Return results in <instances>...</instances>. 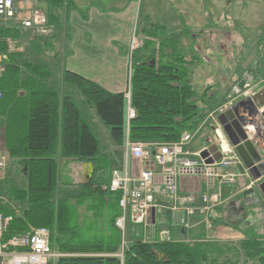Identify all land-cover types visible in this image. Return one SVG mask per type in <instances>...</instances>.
<instances>
[{"label":"trees","instance_id":"1","mask_svg":"<svg viewBox=\"0 0 264 264\" xmlns=\"http://www.w3.org/2000/svg\"><path fill=\"white\" fill-rule=\"evenodd\" d=\"M39 2L44 5L50 29L57 24L55 13L69 4L68 0ZM166 31L160 24L141 28V46L131 53L129 107L135 116L128 125L124 93L109 92L72 72L62 73V82L76 87L113 147L124 146L126 140L175 142L184 131L194 132L222 103L215 101L213 93L207 95L211 86H206L202 94L205 106L198 105L191 77L198 56H188L191 50L183 46L184 39L192 38V34ZM11 35L9 30H0V53L7 59L0 77V118L5 124V149L9 158L20 164L25 184L6 191L22 206L18 215L0 206V214L12 218L7 236L29 227L47 229L52 246L64 255L57 264H218L216 257L223 252L240 256L242 261L223 256L221 264H264V225L258 223L255 214L257 234H247L253 228L249 220L244 219L243 226L239 222L233 226L244 237L238 247L222 250L213 242L188 244L177 237L156 241L136 238L122 248L120 232L114 225L120 215V193L109 190L112 168L100 140L74 99L47 84L46 65L22 63L20 53H7L5 39ZM13 35L17 37L18 32ZM43 39L39 42L45 46L47 38ZM259 58L257 73L264 77V52ZM58 159L90 164V177L76 184L61 178Z\"/></svg>","mask_w":264,"mask_h":264},{"label":"built area","instance_id":"2","mask_svg":"<svg viewBox=\"0 0 264 264\" xmlns=\"http://www.w3.org/2000/svg\"><path fill=\"white\" fill-rule=\"evenodd\" d=\"M37 2L38 0H0V20L5 23L13 22L23 30L33 29L38 35L46 37L47 20L43 11L36 7ZM21 11H26L28 16L22 18ZM137 47L139 43L131 47V50ZM18 48L14 45V41H7L8 52H15ZM5 59L4 56H0V77L5 68ZM262 89L264 82L258 91ZM258 91L253 92L248 85L242 88L232 86L222 103L205 117L194 132L184 131L175 142L157 144L126 140L123 146L124 152L127 157L137 160L136 173L134 175L127 171L126 167L122 173L112 170L109 184L111 192L120 193L118 202L120 215L115 219L114 225L120 232L122 248L125 244L127 219L131 224L142 226L147 238L150 237L148 229L152 226L151 211L161 206L158 201L167 203L168 209L173 214L180 215L181 228L184 230L187 228L185 217L203 216L206 235L199 242L215 243L225 239L213 229L211 212L234 198L232 193L223 197L222 190L225 186H233L239 179L249 178L250 174L223 133L218 116L232 110L240 101L251 98ZM1 96L0 92V98ZM124 98L128 103L126 110L128 125L135 116L134 111L129 107V87L124 93ZM263 109L264 107L258 111L261 112ZM207 122L212 126V135L207 138V145L196 153L190 152L187 147ZM244 129L251 138L255 132L254 128L246 126ZM263 132L264 130L261 133ZM223 144L226 145V149H223ZM211 145L217 147L221 158L207 163L206 161L212 159L213 154H208L204 159L200 154ZM9 160L4 147L3 130L0 127V174L7 168ZM187 181H195L197 189L180 193L179 186ZM256 185V181L252 179L244 190L252 189ZM11 219L10 216L0 214V264H57L64 256L52 246L50 233L43 227H30L23 233L7 236V227Z\"/></svg>","mask_w":264,"mask_h":264},{"label":"rangeland","instance_id":"3","mask_svg":"<svg viewBox=\"0 0 264 264\" xmlns=\"http://www.w3.org/2000/svg\"><path fill=\"white\" fill-rule=\"evenodd\" d=\"M88 2H92V6L98 5L101 8L103 7L106 11H115L119 15L124 14L125 9L128 10L130 6L136 8L132 18L133 27L135 28L130 37L129 51L127 50V46L125 52H123L124 56L127 57L128 63L131 60L132 51L141 46L140 38H143L140 34L141 24L145 20L153 24L154 27H157L158 24L166 25L170 32L189 31L192 34V38L184 39L183 46L191 50L189 51L190 53L188 52V56H198L199 62L196 64L193 76L191 77L198 93L197 99L200 101L198 105L201 107L205 106L204 101H206V98H204L202 94L203 90L207 88L206 86H211L207 95L214 94V99L218 102L226 96V92L230 91L232 86L242 88L248 85L252 90H256L263 85L264 77L257 73L259 71L257 65L260 61L259 56L264 52V0H88ZM36 7L45 11L41 7L39 0ZM107 19L112 18L107 15ZM115 23L116 25L114 24V20H110L108 25L112 27V29L114 28V31H119L123 38L126 33L124 26L128 23L127 19L122 17L116 20ZM102 24H105V22L102 21ZM93 26L102 29L97 24L93 23ZM3 29L11 31V36L14 38H16V36L13 35L15 32H19V35L23 33L20 38L21 42H25V49L29 46L28 42L31 41L32 38L38 37V34L34 30L32 32L30 30H22L21 27L13 22L5 23L0 20V30ZM93 29L95 30V28ZM51 32L52 30L48 28V35L46 37L50 36ZM11 36L5 39L6 45L7 41H12L14 39ZM122 40L121 43L118 42L117 44L118 51L124 49ZM259 41H261L263 45L259 44ZM136 43H139V47L131 50V47H134ZM17 46L20 47L21 45H16V48ZM120 47L122 49H120ZM7 53L10 52L7 51ZM114 53H117V51H114ZM111 55L113 56L114 54L111 52ZM0 56L6 58L5 54L0 53ZM127 68L129 72V67ZM99 70L100 68H95V71L99 72ZM234 80H236L237 83L232 85L231 82ZM240 81L243 82L242 85H240ZM204 130H206L205 134L208 133L210 136L212 135V126L207 122L202 131L187 147L188 149L190 148L191 150L192 148L193 150L197 148L195 143L199 140L200 134L204 132ZM61 178H65L63 174H61ZM82 179L76 178L71 180V182L76 184V182L83 181ZM24 184L25 180L22 175L20 164H18L16 160H9L7 168L0 174V206L10 208L15 215H18L22 206L12 201L9 196H7L6 191L8 187H23ZM255 188L256 187L253 189ZM223 189L224 193H226L227 189ZM224 193L222 190V195ZM251 198L252 199L248 200L250 201L248 203L251 204V206L248 207L251 217L248 216L244 219L251 221V227L253 228L246 232L247 234H257L255 231V215L253 213H255V211L257 212L256 214L259 219L258 223L261 222V225H264V200L256 189ZM155 214L156 223L155 226L151 228L152 233H154L155 230L166 232L168 228L167 220L169 219L170 213L166 208L159 207L156 208ZM184 220L187 225L185 229L186 239L203 233V216L194 215L185 217ZM239 223H241L242 226L244 225L243 220H239ZM212 226L214 228L213 224ZM230 231H233V229L231 228ZM143 232L144 229L142 226L131 224L127 219L124 241H128L131 233H137V235H139ZM222 235L225 237L226 233L222 232ZM239 242L240 240L223 239L214 244L221 246L220 248L223 250L224 248L238 247ZM126 245L127 243L124 244V247H126ZM223 256H226L225 258H233L230 259L231 261H242L240 256L235 257L223 252L222 256L216 257L218 264H221L225 259Z\"/></svg>","mask_w":264,"mask_h":264},{"label":"crops","instance_id":"4","mask_svg":"<svg viewBox=\"0 0 264 264\" xmlns=\"http://www.w3.org/2000/svg\"><path fill=\"white\" fill-rule=\"evenodd\" d=\"M68 2L69 4L67 7L55 13L56 18L58 19L56 22L57 24L54 27H51L50 30H52V32L50 36L45 37V39L47 38V44L45 46L39 42V39H43L44 37L38 35L39 38H32V40L28 42L29 46L25 49V42H21L20 38L23 33L19 35L18 32V36L14 38V45H21V48L17 47L18 49L12 53L14 54L20 51V62L22 63L26 62L27 64L33 65H46L49 72L46 79L47 84L60 95H70L74 99L85 122L100 140L101 147L104 150L112 170H117L122 173L126 167L127 171L135 175L136 168L138 166L137 160L131 158L130 156L127 157L123 146H112L111 141L107 138L105 128L98 122L93 110L86 105L83 97L75 89L76 87L62 82V73L65 71L72 72L99 84L109 92L125 93L129 87L130 71L128 72L127 67H129L130 70L131 60L128 63L127 57L124 56L123 52H125L127 46V50L129 51L130 37L135 28L133 27L132 18L136 8L130 6L128 10L125 9L124 14L119 15L115 11H106L103 7L101 8L98 5L92 6V2L89 3L88 0H68ZM40 5L41 7L44 6L41 3ZM107 15L112 19H107ZM20 16L22 18L27 17L28 13L26 11H21ZM122 17L128 21L127 25L124 26L126 32L123 37L124 39L121 37V33L119 31H114V28L112 29V27L108 25L110 20H114V24L116 25V20ZM102 21H104L105 24H102ZM93 23L99 25L102 29H98V27L93 26ZM148 24L150 23L145 20L141 24V28ZM162 26L166 28L167 33H172L168 31L166 25L162 24ZM93 28H95V30ZM28 30L31 32L33 31V29ZM142 39L143 38H140V44ZM121 40L124 49L118 51L117 44L118 42L121 43ZM120 49L122 48L120 47ZM114 51H117V53H114ZM111 52L114 54L113 56L111 55ZM6 61L7 59L5 62ZM95 68H100L99 72L95 71ZM259 89L253 90V92L258 91ZM23 94L24 92H20V95ZM0 122V127L3 130V142L5 147V124L2 122V118H0ZM205 131L206 130L200 134L199 140L195 143L197 148L193 150L192 148L191 150L189 148L190 152L196 153L207 145V138L209 137V134H205ZM257 148L264 161V139L257 140ZM58 162V174L60 177L61 174H63V177L69 179L70 181L76 178H83V181L79 182H85L91 175L92 167L90 164L77 163L68 159H58ZM242 169L243 168L240 170L242 171ZM250 181H252V179L249 176V178L239 179L233 186H225L224 188L227 190L226 193H224L223 189V197H227L230 193H232L234 198L228 200L226 204L215 208L211 212L210 219L214 225L213 229L217 230L220 234L225 232V239L234 241L240 240L241 242L244 238L241 233L233 228V226L237 224L239 220H244L245 217L250 215L248 214V207L251 206V204L248 203L250 202L248 200L252 199L251 197L253 194H249L245 197V193L248 190H244L245 186H247ZM156 182L158 183L159 180L157 179ZM195 189H197V183L195 181H187L178 188L180 193L193 191ZM157 203L161 205L160 208H166L170 213L169 219L167 220V231L161 232L162 230H155L154 233H152L150 230V237L147 238L146 231L143 228L144 232L139 235H137V233H131L128 241H124L125 244H129L136 238L141 240L150 239L156 241L165 238L178 240V237L181 241L188 244H192L196 241L199 242L205 238V226L203 233L199 235H194L186 239V231L184 230V236L181 237L180 231L182 220L180 215L173 214L168 209L167 203L161 201H158ZM256 213L257 212L255 211L253 214L257 216ZM155 223L152 227L155 226ZM231 228L233 231H230Z\"/></svg>","mask_w":264,"mask_h":264},{"label":"water","instance_id":"5","mask_svg":"<svg viewBox=\"0 0 264 264\" xmlns=\"http://www.w3.org/2000/svg\"><path fill=\"white\" fill-rule=\"evenodd\" d=\"M153 66L154 61L150 62ZM264 89L258 91L251 98L240 101L232 110L218 116V122L222 127L228 142L234 147L235 152L240 157L244 167L248 169L251 178L256 181V190L264 200V161L257 148V140L264 138ZM246 126H252L255 130L250 138L245 131ZM208 154H213L212 159L206 162L211 163L221 158L214 145L201 152V158H206ZM255 189H249L245 197L254 194ZM155 223V211H151V224ZM150 231V228L148 229ZM180 236H184V229L181 228Z\"/></svg>","mask_w":264,"mask_h":264},{"label":"bare ground","instance_id":"6","mask_svg":"<svg viewBox=\"0 0 264 264\" xmlns=\"http://www.w3.org/2000/svg\"><path fill=\"white\" fill-rule=\"evenodd\" d=\"M222 147H223V149H225V145H223Z\"/></svg>","mask_w":264,"mask_h":264}]
</instances>
